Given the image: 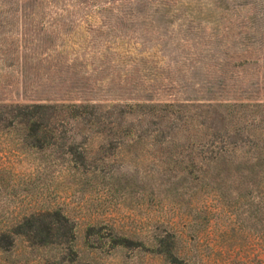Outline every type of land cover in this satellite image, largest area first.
Returning a JSON list of instances; mask_svg holds the SVG:
<instances>
[{
    "label": "rangeland",
    "instance_id": "1",
    "mask_svg": "<svg viewBox=\"0 0 264 264\" xmlns=\"http://www.w3.org/2000/svg\"><path fill=\"white\" fill-rule=\"evenodd\" d=\"M25 105L52 138L0 130V202L34 215L6 264H264V0H0V108Z\"/></svg>",
    "mask_w": 264,
    "mask_h": 264
},
{
    "label": "trees",
    "instance_id": "2",
    "mask_svg": "<svg viewBox=\"0 0 264 264\" xmlns=\"http://www.w3.org/2000/svg\"><path fill=\"white\" fill-rule=\"evenodd\" d=\"M50 107L43 105H25V106H13L0 108V130H16L19 134V139H21V149L30 150H42L44 145H46L47 140L52 138L51 135H47V126L50 119L44 120L51 117L47 113ZM70 155V154H69ZM259 156L253 158L247 164H244V169L251 173L252 184L256 187L263 185L264 189V149L259 151ZM222 163H215L216 166H220ZM14 168L8 163L0 161V195L4 194L7 200V194L9 190L13 189L16 185L14 179H16V174L13 172ZM207 175V172L205 173ZM204 179L208 177L204 176ZM203 179V180H204ZM0 201H2L0 199ZM5 206V207H4ZM8 204L6 201L0 202V264H6V260L3 258L4 255H10L14 252L16 242L18 239L24 237V227L25 224L31 220L34 215L32 213L21 214L17 216L8 210ZM254 217L256 220V225L259 227L261 225V208L257 204L254 210ZM29 229L32 226H28ZM259 234L257 240L254 243L257 253V259L264 262V227L260 226L257 231ZM174 238V237H173ZM160 245H164V241H159ZM167 247L165 250V255L167 259L171 262H176L177 257V247L175 239L172 242L165 244ZM223 247L212 243L211 251H222ZM233 253V252H232ZM232 256L225 255L222 253H216L213 256H209L207 261L214 262L218 261L220 264L231 263ZM242 263V262H241ZM263 264V263H262Z\"/></svg>",
    "mask_w": 264,
    "mask_h": 264
}]
</instances>
